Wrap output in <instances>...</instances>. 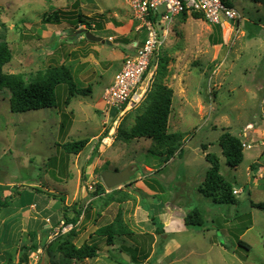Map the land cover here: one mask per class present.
<instances>
[{
  "label": "rangeland",
  "instance_id": "374dc122",
  "mask_svg": "<svg viewBox=\"0 0 264 264\" xmlns=\"http://www.w3.org/2000/svg\"><path fill=\"white\" fill-rule=\"evenodd\" d=\"M229 4L241 14V18L235 21L225 19L221 23V43H214L218 34L213 38L214 28L203 18H193L186 14L185 17L177 15L172 19L169 33L152 59L153 64L157 63V68L147 98L138 107L116 118L117 124L110 137L113 139L109 141L110 146L105 147L101 138L108 134L105 131L112 127L117 110L109 108L110 118L102 125L104 117L97 111L96 105L90 107V104L93 98L100 95L115 71L120 69L121 63L116 60L115 50L122 51L125 56L136 41V23L127 1L0 0V39L5 38L10 29L12 54H16L21 43L37 47L42 42L34 31L44 23L42 17L54 10L60 13L61 26L82 25L81 28L103 36L105 40L110 39L108 36H114L110 44L105 42V47L104 44L100 45L104 49L100 55L109 60L110 64L108 61V67H104L103 71L98 70L94 78L96 80L89 79L92 80L90 83H84L80 77L76 79L78 85L88 86L83 87L87 89L86 95L74 96L69 106H64L62 102L66 94L64 85H59L56 89V106L21 113L10 111V93L7 89L0 90V180L14 182L16 188H19L21 183L26 186L27 182H37L51 168L59 170L60 167H70V164L64 166L65 161L57 163L58 145L68 140L91 138L88 146L81 150L82 154L75 168V172L79 173L78 185L81 188L82 184L83 191L90 196L98 183L92 181L100 180L102 168H130L136 174L145 175L150 170V164L155 163L161 172L167 174L168 183L165 184L158 178L152 180L163 188L165 194H170V201L182 204L186 213L194 207L203 212L205 222L202 227L185 226L182 232L170 235L169 238L163 236L166 233H158L156 243L155 238L136 236L135 242L143 243L146 250L149 248L153 261H124V264H264V209L250 205V201L264 202V4L252 0H229ZM78 15L82 21L78 20ZM47 48L52 51L48 64H58L62 63L69 46L65 38L55 37L42 45L40 52ZM81 52L80 50L76 54ZM46 63L44 67L48 65ZM100 64L103 67L106 61H101ZM158 83L173 90L169 131H178L182 135L183 152L179 156H173L174 160L171 162L163 161V156L158 154L162 148L152 140L127 139L125 136L134 123L135 116L150 101ZM104 106L105 110L107 107ZM62 112L67 113L68 124ZM60 121L67 124L65 131L60 129ZM227 130L246 144L243 159L235 168L226 164L217 143L220 134ZM97 141L98 146L104 147L101 149L102 154L99 152L100 147L94 151ZM202 143H211L208 151L218 155L220 173L239 190L235 206L213 203L197 191L196 184L205 175H201L202 169L206 171L205 166L209 165L201 155ZM8 145L17 147L8 149ZM247 145H250L249 148ZM59 150L61 151V147ZM93 152V156L101 155V163L98 162L99 169L94 173L95 179L88 180L84 167ZM29 153L36 155L31 161L25 159ZM107 153L110 155L106 156ZM52 155L55 156L52 158ZM53 174L57 176L56 171ZM73 174L72 169L69 176L74 177ZM144 179L147 183V174L142 180ZM134 182L137 181L132 180L131 184ZM73 183L69 184L72 186ZM121 187L128 185L125 183ZM130 190L132 198L125 204L128 210L132 203L137 202L135 189ZM137 194L142 211L153 219L154 225H162L154 207L160 201L155 197ZM165 194H162L163 197ZM61 197L63 200L64 195ZM57 200L60 206V199ZM76 203L81 209V217L85 215L87 207L92 205L88 203L84 210L81 204ZM3 206L5 203H0V209ZM48 208L53 211L52 205ZM246 225L248 227L245 229ZM243 229L239 238L250 246L246 250L238 246L235 238ZM171 238L180 243V248H175V241H170ZM103 239V243H97L100 263L112 264L108 263L107 258H102L108 253L104 250L107 245L104 237ZM50 241L47 243L50 251L47 250L46 254H53L51 264L67 262L54 250V240ZM2 242L0 251L4 248L6 252L2 253L5 258L0 264H11L9 259L14 254L13 248L4 245V240ZM86 242L93 241L88 239ZM116 243L119 244V241ZM123 244L133 247L130 239L123 241ZM113 251L111 249L110 253L118 255V250ZM184 255L187 258L179 261L178 258ZM36 258L37 262L41 261L40 254L30 253L27 264L36 263ZM82 264L88 262L84 261Z\"/></svg>",
  "mask_w": 264,
  "mask_h": 264
},
{
  "label": "crops",
  "instance_id": "0c3cea01",
  "mask_svg": "<svg viewBox=\"0 0 264 264\" xmlns=\"http://www.w3.org/2000/svg\"><path fill=\"white\" fill-rule=\"evenodd\" d=\"M71 27L75 28L76 26H61V20L58 23L44 22L40 24L39 27H36V30L34 32L40 36L42 42L38 43L37 47H31L27 43H21L20 47L16 51V54H12L11 60L3 66V70L8 73L22 72L26 74V77H32L37 71L43 70L45 68L44 65L46 61V65L49 63V55L52 54V51L48 50V48L45 51L43 50L44 52H40V47L46 44L47 41L51 38L56 37L65 38L66 44L69 46V49L67 51L68 53H66L62 62L71 67L75 81L77 82L76 79L78 77H80L81 81H83L84 83H90V81L92 80L89 79L96 80L94 79L96 78V72L100 69L103 71V68L108 67V65L110 64L109 60L108 64V61L100 55L102 54V52H104V49H102L100 45L104 44L103 47H105V42L86 39L84 37V34H81L77 39H75V37L70 38L72 34L66 33V29H69ZM81 27L82 25H79L75 29H79ZM9 35L10 29H8V34L5 35V39L10 46L12 42L10 41L11 36L9 37ZM101 37L103 38V36ZM108 37L110 38L108 40L112 42L111 39L114 36ZM135 42L136 41H134L133 44H135ZM106 44L110 43L106 42ZM80 50L82 52L76 54V52ZM115 51H117L116 60L120 61V63L122 64V60L124 57L123 52L120 50ZM130 52H133L132 48L128 51V53ZM50 60L52 61V59ZM101 61H106V65L102 67L100 64ZM113 76L110 78L108 84L103 87L100 95L96 98H93L90 104V107H94V105H96L97 111L100 113L102 118L104 117L102 125L104 123L106 124V122H108L107 120L110 118L108 115L109 108L106 106L107 108L104 110L105 103L103 102L102 94L105 87L111 83ZM79 86L82 88L88 87L87 85ZM90 142L91 138H89L88 143ZM11 147H17V145H8V149H11ZM60 147L61 145H58V149L56 152L58 161L57 163L65 161L63 162L64 166H68V164H70V167H63L62 169L60 167L59 170H54L53 168H51L50 170H47L46 173H44L40 177V180H38L37 182H35L36 180H34V182H27L26 186L22 185L23 183H21V185L18 186L19 188H16L17 185L14 182L0 180V198L2 199L0 203H5V206L0 209V248L2 247L3 240L4 245H7V247L9 248H13L14 254L9 259L11 264H19L18 251L20 247L22 245L28 246L32 243H36L37 249H40L41 251L40 256L42 264H51L50 260L53 254H46V251L50 250L47 243L52 239V237H54L53 235L55 231L59 229L60 222L63 220L68 223H74L73 229L75 231V236L73 241L77 245L86 242L88 239L95 243H103V237L100 238L99 236H96V230L101 226L109 224L111 225L112 231L116 232V217L119 209H121L122 211V217L124 221L131 226L135 233L149 232L153 235V238H155L154 242L156 243V240L158 238L156 229L158 228V226L154 225L152 218H149L148 214L142 211L140 205L138 204L139 197L137 193L152 198L155 197L160 201L158 206H154V203L152 202V205L156 209V215L159 216L162 220L163 232L159 233L160 235L166 233L163 236L165 238H169L170 235L182 232L185 229L186 225L184 223V216L186 212L183 205L177 202H171L170 194H165L162 191L163 188L159 187L158 184L152 180V178L156 180L158 178L165 184L168 183L167 174L161 172L160 167L157 164H150V170H148V172L146 173L148 179L147 183L145 182L146 178L142 180L143 177L146 176V174L142 175L139 173L136 174V172H134V174L132 175L133 178L130 177L129 180L125 182L128 187L118 186L116 188H113L119 189V192L114 195L116 199L121 197L124 193L130 194L129 199H131L132 192L130 188L135 189L137 202H135L134 204L132 203V207L128 210L125 204L129 202V199L121 203L117 201L106 202V194L110 193L113 189H109L104 185L101 179V175L100 180H94L92 182L102 183L105 192L101 193L100 195H94L92 192L91 196L89 193L84 192L82 188L84 186L81 184L80 188V185H78L79 173L78 171L75 172V168H77V163L80 155L82 154V151H80L78 154H68L65 151H62V148L60 151ZM98 147H100L99 152H101L102 154L101 149H103L104 147L102 145ZM25 148H27V145H25ZM176 153L174 156H178ZM107 154L108 155L106 156L110 155L109 153ZM201 155L204 156L203 151H201ZM54 156L55 155H52V158ZM100 156L95 155L90 159V154V156L88 157L86 166L84 167V174L88 175V180H91L92 178L95 179L94 173L99 169L98 162L101 163ZM34 157H36V155L29 153L26 154L25 159L31 161ZM172 160H174V157H171L168 162H171ZM205 167L207 169L209 165ZM72 169L74 170V177L69 176ZM102 170L104 169L102 168ZM114 170H117V168ZM55 171L57 173V176H55L54 174L52 175V173H55ZM204 173L205 170L203 168L201 175H204ZM203 179V176H201L198 184H196V189ZM132 180L137 182L131 184ZM72 181L74 183L71 186L69 183ZM162 194H165L164 197ZM63 195L64 198L63 200H61V196ZM57 199H60V206L58 205ZM75 202L81 204L80 206L84 210L88 203H92V205L89 206L90 208L87 207L85 215L81 217L82 212L79 208V205L77 204L78 206L76 208L80 211V216L74 222L71 220V218H73L77 214V209H75ZM50 205L53 206V211L49 210L48 207ZM170 241H175V248H180V243L175 239L171 238ZM130 243L132 244L131 241ZM121 244H123V241L122 243L119 241V244L115 242V244L113 245H107L105 243V245H107V248H104V250L108 253L106 257L102 258H107L108 263L111 262L112 264H124V262L118 258V255H116V253H110L111 249L115 251V249H117V247H119ZM35 251H32L30 253H33ZM5 252L6 251L4 250V248L2 249V251H0V263L3 260V257L5 258L4 254H2ZM184 258H187V255L181 256L178 259L179 261H181L184 260ZM171 259L172 257H170V260ZM47 260L48 262H46ZM84 261H87L88 264H103L100 263L101 258L99 257V255L96 258L90 260L86 259L83 261L72 258L67 260V262H60V264H82ZM146 261L148 260L146 259Z\"/></svg>",
  "mask_w": 264,
  "mask_h": 264
},
{
  "label": "trees",
  "instance_id": "16d2710c",
  "mask_svg": "<svg viewBox=\"0 0 264 264\" xmlns=\"http://www.w3.org/2000/svg\"><path fill=\"white\" fill-rule=\"evenodd\" d=\"M256 3L264 4V0H252ZM229 4V0L227 2ZM60 13L56 10L44 15V22H60ZM187 13L183 12L180 16L185 17ZM193 18H204L201 12L189 13ZM78 20L82 21L81 16L78 15ZM206 20V19H205ZM213 26V38L215 34H218L214 43H221V23L211 24ZM145 38V32L143 30L137 31L135 39L138 43H141ZM126 41V39H125ZM214 41V40H213ZM12 58V50L5 38L0 39V90L7 89L9 95V108L12 112H26L30 110H38L41 108H49L56 106V89L59 85L66 86L65 98L62 100L63 105L67 106L73 96L86 95L87 89L80 87L72 74V69L65 63L48 64L43 70L37 71L32 77H26L24 73H8L3 70V66L8 63ZM172 97L173 90L171 87L158 83L155 85V89L150 96V101L144 106L143 110L135 116L134 123L131 125L129 131L125 133L127 139L132 138H147L152 142L158 144L162 150L158 152L159 155L163 156V161L169 160L175 155L179 156L182 152V135L178 131H169V117L172 109ZM147 98V96H146ZM64 119L67 121V113L62 112ZM114 120V119H113ZM112 120V121H113ZM65 122V121H64ZM60 121V129L67 128V124ZM108 129L105 131L107 133ZM89 138H80L74 140H68L61 143V148L66 153L78 154L83 150ZM218 146L221 149V154L225 158V162L229 167H237L244 156L242 140L240 137L234 135L231 131H224L220 134L217 140ZM99 142L95 144L94 151L97 149ZM211 143L200 144L202 151H204V158L209 163V167L205 171L204 179L199 184L198 192L209 198L213 203L218 204H237L236 195L232 192L233 186L230 181L224 178L220 173L219 157L216 153L208 151V147ZM94 152L91 155L93 157ZM90 158V159H91ZM104 169V168H103ZM105 192L102 183H97L93 191L94 195H100ZM119 192V189H113L110 193H107L106 202L117 201L119 203L130 198V194L124 193L121 197L115 198L114 195ZM252 207L264 209V202H253L250 201ZM77 203L75 204V209ZM80 216V211L77 209V214L72 221ZM153 220V219H152ZM117 230L113 232L111 225L106 224L99 227L96 230V234L105 238L107 245H113L116 241L129 240L132 242L133 247H127L121 244L117 249L118 258L123 262L125 261L121 255L124 251L131 257L132 263H143L144 261L151 260L150 251L145 249V245L141 242H135L136 236L138 237H152L153 235L149 232L135 233L131 226L126 223L122 217L121 209L117 212ZM203 212L200 208L194 207L189 210L184 216V223L186 226L202 227L204 225ZM154 223V221H153ZM248 225L245 226V229ZM236 236V241L239 247L243 249H249L250 246L245 243L239 236ZM163 232L162 225L158 226L156 233ZM75 231L73 227L64 233H59L55 236L54 250L59 252L63 259H77L80 261L90 260L96 258L99 252V245L95 242H83L80 245L74 243L73 239ZM132 239L134 241H132ZM52 240V241H53ZM50 241V242H52ZM122 243V241H121ZM49 246V244H48ZM264 247V240H263ZM37 249V244L32 243L31 245H22L19 249V261L18 263H28V256L30 252ZM50 251V250H49ZM150 257V258H149ZM130 262V263H131ZM38 261L36 264H40Z\"/></svg>",
  "mask_w": 264,
  "mask_h": 264
},
{
  "label": "built area",
  "instance_id": "2783aa9c",
  "mask_svg": "<svg viewBox=\"0 0 264 264\" xmlns=\"http://www.w3.org/2000/svg\"><path fill=\"white\" fill-rule=\"evenodd\" d=\"M136 30L145 32V38L141 43L135 42L133 52L127 53L122 60L121 67L113 76L111 83L105 87L102 99L108 108L117 110L112 121V127L108 134L101 138V142L110 146L109 141L113 134L117 119L125 115L130 109L138 107L146 98L157 63L153 64V56L159 52L169 33V25L172 19L185 12L187 14L197 11L211 24L222 23L225 19L235 21L241 18V14L227 0H126ZM222 20V21H221ZM243 148L246 144L242 142ZM250 145H247L249 148ZM237 195L239 190L233 188ZM74 224L60 222V228L54 235L69 231ZM35 253H41L37 249ZM38 257V256H37ZM37 263V258L35 259ZM34 263V264H36Z\"/></svg>",
  "mask_w": 264,
  "mask_h": 264
},
{
  "label": "water",
  "instance_id": "95a60500",
  "mask_svg": "<svg viewBox=\"0 0 264 264\" xmlns=\"http://www.w3.org/2000/svg\"><path fill=\"white\" fill-rule=\"evenodd\" d=\"M222 21V20H221ZM66 33L72 34L70 38L77 39L81 34H84V37L86 39L92 40V41H99V42H108L110 41L107 39H103L100 36L94 35L91 31H89L86 28H79L75 29L73 27L66 29ZM134 174V171H131L129 168H124L120 170H109L104 169L101 172V179L104 185L109 188L113 189L118 186L124 185L127 180ZM121 255L125 261L131 262V257L126 252L122 251ZM42 264V261L41 263Z\"/></svg>",
  "mask_w": 264,
  "mask_h": 264
},
{
  "label": "flooded vegetation",
  "instance_id": "af4514ba",
  "mask_svg": "<svg viewBox=\"0 0 264 264\" xmlns=\"http://www.w3.org/2000/svg\"><path fill=\"white\" fill-rule=\"evenodd\" d=\"M130 169V168H129Z\"/></svg>",
  "mask_w": 264,
  "mask_h": 264
}]
</instances>
